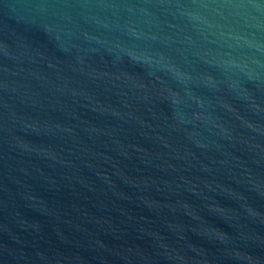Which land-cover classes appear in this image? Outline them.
Returning <instances> with one entry per match:
<instances>
[{
  "label": "water",
  "instance_id": "1",
  "mask_svg": "<svg viewBox=\"0 0 264 264\" xmlns=\"http://www.w3.org/2000/svg\"><path fill=\"white\" fill-rule=\"evenodd\" d=\"M0 264H264V0H0Z\"/></svg>",
  "mask_w": 264,
  "mask_h": 264
}]
</instances>
